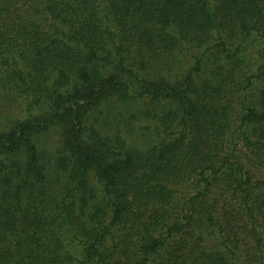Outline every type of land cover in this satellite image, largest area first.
<instances>
[{
	"label": "trees",
	"instance_id": "1",
	"mask_svg": "<svg viewBox=\"0 0 264 264\" xmlns=\"http://www.w3.org/2000/svg\"><path fill=\"white\" fill-rule=\"evenodd\" d=\"M0 264H264V0H0Z\"/></svg>",
	"mask_w": 264,
	"mask_h": 264
},
{
	"label": "rangeland",
	"instance_id": "2",
	"mask_svg": "<svg viewBox=\"0 0 264 264\" xmlns=\"http://www.w3.org/2000/svg\"><path fill=\"white\" fill-rule=\"evenodd\" d=\"M255 49H256V45L254 43H251V41H249L246 44L245 53L242 54V57L245 59V62L248 65V69L252 71L255 69V66L257 65V62L255 60Z\"/></svg>",
	"mask_w": 264,
	"mask_h": 264
}]
</instances>
